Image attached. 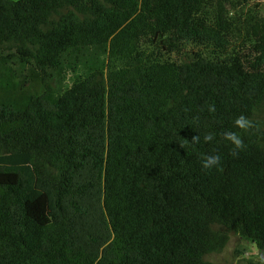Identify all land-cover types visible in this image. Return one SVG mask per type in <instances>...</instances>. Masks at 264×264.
I'll use <instances>...</instances> for the list:
<instances>
[{
  "label": "trees",
  "instance_id": "obj_1",
  "mask_svg": "<svg viewBox=\"0 0 264 264\" xmlns=\"http://www.w3.org/2000/svg\"><path fill=\"white\" fill-rule=\"evenodd\" d=\"M211 2L0 0V264H215L233 235L264 254V64L223 52ZM246 32L264 49V21ZM192 43L217 57L140 58Z\"/></svg>",
  "mask_w": 264,
  "mask_h": 264
},
{
  "label": "rangeland",
  "instance_id": "obj_2",
  "mask_svg": "<svg viewBox=\"0 0 264 264\" xmlns=\"http://www.w3.org/2000/svg\"><path fill=\"white\" fill-rule=\"evenodd\" d=\"M207 7L204 6V17L216 27L226 31V39L229 47L228 54H240L249 57L251 62L264 64V49H256L255 41L248 37L246 24L251 21H264V0H212ZM216 7V11L214 8ZM197 44L182 46L180 53H167L160 48L144 46L141 50L143 62L148 58L163 57L173 61L185 62L194 54L202 53L206 56L212 55L213 49ZM137 65V58L127 57L122 61H117L118 67H133ZM255 120L264 125V110L256 113ZM264 254L258 247L238 236L233 235L223 252L212 254L206 260L215 264H261Z\"/></svg>",
  "mask_w": 264,
  "mask_h": 264
},
{
  "label": "clouds",
  "instance_id": "obj_3",
  "mask_svg": "<svg viewBox=\"0 0 264 264\" xmlns=\"http://www.w3.org/2000/svg\"><path fill=\"white\" fill-rule=\"evenodd\" d=\"M208 111L210 113H214L216 111V108L214 105H210L208 108ZM234 126L236 128H239L243 132H248L252 128L255 127L253 121L246 117L245 115L241 114L240 116L236 117L234 120ZM223 138L233 145L232 149V155H238V151L242 150L245 145L244 141L241 138V136L234 131H225L222 133ZM215 138V134L212 132H208L204 135V142H211ZM191 142L193 144L200 142L199 135L193 136ZM221 163V156L219 154H202L201 155V166L205 170H211L213 168H217ZM261 264H264V258H261Z\"/></svg>",
  "mask_w": 264,
  "mask_h": 264
}]
</instances>
